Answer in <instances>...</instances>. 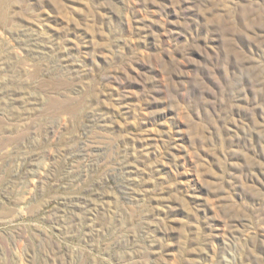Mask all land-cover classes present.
Segmentation results:
<instances>
[{
	"label": "rangeland",
	"instance_id": "rangeland-1",
	"mask_svg": "<svg viewBox=\"0 0 264 264\" xmlns=\"http://www.w3.org/2000/svg\"><path fill=\"white\" fill-rule=\"evenodd\" d=\"M0 264H264V0H0Z\"/></svg>",
	"mask_w": 264,
	"mask_h": 264
}]
</instances>
